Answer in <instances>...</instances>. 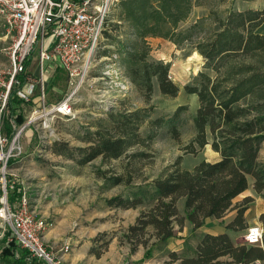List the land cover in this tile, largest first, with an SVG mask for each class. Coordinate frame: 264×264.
I'll return each mask as SVG.
<instances>
[{
    "label": "trees",
    "instance_id": "obj_1",
    "mask_svg": "<svg viewBox=\"0 0 264 264\" xmlns=\"http://www.w3.org/2000/svg\"><path fill=\"white\" fill-rule=\"evenodd\" d=\"M229 0H118L113 6L118 11L122 25H113L117 31L126 28L117 37L110 35L107 28L104 36L117 45L114 55L121 61L124 76L143 94L150 103L154 92V80L161 93L175 98L179 87L170 78L171 65L148 59L149 38H161L172 42L178 49L191 44L194 51L205 60V67L216 72V78L199 73L195 85H188V94L198 96L199 108L194 117L195 138L185 150L196 153L211 145L219 153L215 162L202 161L193 170H184L174 165L162 178L155 180L154 205L142 211L135 224L130 225L124 239L131 245V254L140 246L146 250L145 258L157 242L168 241L176 236V226L183 231L186 222L193 231L202 228L208 219H222L229 212H236L235 218L226 225L229 231H245L248 223L245 213L247 203L234 205L233 201L249 188V178L254 179L258 194L264 191V33L258 29L264 25V9L245 11L227 10L225 18L218 8ZM205 7L208 15L198 18L186 28L195 8ZM107 24V22H106ZM120 33V32H119ZM112 44V45H113ZM31 60L26 62L30 66ZM25 83V76L19 78ZM16 89L10 92L8 116L4 122L6 134L12 139L15 134L11 121L17 126L25 123L22 114L23 102L16 98ZM120 104H123L120 101ZM185 107H179L171 119L150 120V109H111L106 117L97 119L83 137L86 147L77 148L78 159L65 143H54V153L74 159L78 165H86L101 157L116 160L123 156L146 157V153H130L136 147L147 148L155 138L151 131L146 138L140 135V128L147 122L150 128L167 127L174 139H179L178 125ZM131 154V155H129ZM11 164V161L8 162ZM8 164V165H9ZM1 178V175H0ZM121 174L113 178L115 186L132 183ZM23 187H8V202L22 198ZM0 194L2 190L0 187ZM184 200L183 212L178 203ZM145 199L136 195L124 199L115 197L107 200L110 208L138 209ZM263 219V216H262ZM149 229L153 230L150 233ZM115 234L101 233L94 244L104 247L91 252L97 259L107 251ZM11 232L6 229L0 239V260L3 264H39L36 261L15 259L16 245L10 241ZM154 241L150 244V242ZM250 246V245H249ZM172 262L181 264H223L221 258L230 259L225 264H253L264 261L261 246H236L228 233L205 234L193 257L182 258L170 254Z\"/></svg>",
    "mask_w": 264,
    "mask_h": 264
},
{
    "label": "rangeland",
    "instance_id": "obj_2",
    "mask_svg": "<svg viewBox=\"0 0 264 264\" xmlns=\"http://www.w3.org/2000/svg\"><path fill=\"white\" fill-rule=\"evenodd\" d=\"M248 9L263 10L264 0H229L228 4L219 7L218 11L220 16L225 18L227 10L245 11ZM207 15V8H195L188 22L181 25V28H186L193 21ZM114 23L125 26L119 21L115 6H112L107 18V32L114 37L123 34L119 36L123 39L126 28L115 31L111 26ZM257 32L264 33V25ZM113 43L104 36L99 47L92 54L88 76L75 99V119H53V116H50L49 130L39 128L35 130L32 125L18 133L17 155L9 160L11 164L6 165L5 169L0 167V187L3 194V183L1 182L3 174L7 178V186L13 184L15 187L19 184L26 187L33 201V209H36L37 213L39 209L44 219L54 221V226L47 231L50 238H47L46 243L56 249L70 247L66 264H170L168 261H163L165 258L171 259L168 250L158 249L157 243L151 249L149 258H145L146 250L143 246H140L132 255L131 245L125 241L124 235L129 226L135 224L140 213L154 205L153 183L155 180L162 178L176 164H179L181 169L193 170L202 161L215 162L220 159L219 153L217 154L211 145H207L196 153L185 150L195 138L194 117L199 108L198 96L188 94L185 87L195 85L199 73H207L212 78H216L217 74L205 67V60L194 51L193 45L188 44L178 49L168 40L149 38L148 59L170 64V78L180 91L175 98L165 96L161 93L157 81L154 80L152 100L146 103L143 94L124 76L121 61L114 55L117 45ZM11 45L12 40L7 34L5 22L0 18V67L3 69H8ZM56 70L58 69H52V75L48 72L46 76L45 103L48 106L63 100L70 91L66 75ZM36 72L35 59L29 68V73L34 75ZM120 101L123 104H120ZM34 103L21 106L25 123L29 121L34 110L42 107V103L38 100ZM182 106L186 110L180 116L179 139H174L167 127L151 129L149 123L146 122L140 128V135L143 138H146L151 131L155 132V138L147 148L138 146L130 153L143 152L146 153V157L123 156L116 160H104L99 157L81 166L74 159L57 155L53 151L54 143H65L74 157L78 159L79 154L75 149L87 146L83 142V137L87 132L94 131V128L90 126L97 119L106 117L105 113L111 109H150L149 121H153L160 118L171 119ZM7 116L3 118V122ZM263 158L264 150L261 153V159ZM119 174L123 175L125 180L132 177V183L115 186L113 178ZM136 195L143 196L145 199L144 205L138 209L125 210L110 208L107 205L109 199L115 197L127 199ZM246 198L251 199L247 203L248 210L245 213L248 229L255 224H261L264 229V191L261 194L256 192L253 178H249V188L233 203L234 205L245 203ZM178 208L183 212L184 200L178 203ZM235 216L234 211L229 212L221 221L212 218L211 222L207 223L206 229L213 232L226 229L225 224L231 222ZM247 230L240 232L227 230V233L234 245L248 246L245 240ZM149 231L153 233L152 229ZM101 233L115 234L116 237L108 245L107 251L101 258L97 259L91 250L94 247L98 250L104 249L100 244L96 246L93 242V239ZM202 236L203 234L199 232L187 237L180 256L182 258L193 257L194 250ZM174 238H178L177 233ZM153 241L154 239L150 244ZM261 247L264 249V241ZM16 253H18V248ZM15 259H17L16 255ZM220 260L223 264L230 261L226 257ZM0 264H3L1 260ZM253 264H264V261Z\"/></svg>",
    "mask_w": 264,
    "mask_h": 264
},
{
    "label": "built area",
    "instance_id": "obj_3",
    "mask_svg": "<svg viewBox=\"0 0 264 264\" xmlns=\"http://www.w3.org/2000/svg\"><path fill=\"white\" fill-rule=\"evenodd\" d=\"M118 0H0V18L11 37L8 69L0 67V167L5 169L15 157L16 141L26 127L50 129L49 117L73 120L75 99L89 73L90 59L99 47L106 30L108 14ZM34 54L35 57H34ZM36 59L38 72L31 75L26 62ZM52 69L63 71L70 91L64 99L46 105L47 73ZM25 76V83L19 79ZM16 89V98L23 104L42 103L34 110L29 121L17 126L11 121L15 133L11 139L3 133V118L8 113L10 92ZM34 103V104H35ZM3 194L0 198V237L6 229L11 232L18 248L17 259L39 264H66L69 246L51 248L45 241L53 220L44 219L33 209L27 192L23 189L19 201L8 202L7 178L3 174ZM247 245L263 246L264 229L261 224L249 227L245 236Z\"/></svg>",
    "mask_w": 264,
    "mask_h": 264
},
{
    "label": "crops",
    "instance_id": "obj_4",
    "mask_svg": "<svg viewBox=\"0 0 264 264\" xmlns=\"http://www.w3.org/2000/svg\"><path fill=\"white\" fill-rule=\"evenodd\" d=\"M152 39H155V38H152ZM33 62L30 63V66L27 68L28 69V72H29V68L31 67V65L33 64ZM56 71H60V72L64 73L61 70H56ZM37 72H38V64H37ZM37 72H36V74H37ZM50 74L52 75V72L51 71H50ZM4 132L6 133V131H4ZM23 189L27 192V195H28V191H27L26 187H23ZM29 198H30V202L33 204L32 198L30 196H29ZM238 198H240V196H238ZM36 208L38 209V206ZM38 213H39L38 214L39 216H43V218H44V215H40V210L39 209H38ZM223 219H225V217L222 218V219H219V220L221 221ZM208 222H211V219H208L207 222H206V224L202 228H200V229H198L196 231H193V226L189 222H186L183 231H179V227L176 226L175 230H176V233H177L178 238H172V239H170L168 241H164V242H157V244H158L157 245V248L160 249V250H166L167 249L168 252H169V255L172 254V253H176V254L180 255V252L184 250V243L187 241V237H189L192 234H198L200 232V234H203V236H204L205 234L217 235V234H221V233H227V230L226 229L220 230L218 232H213L211 230L206 229V225H207ZM227 224H228V222L225 224V226ZM62 226H63V224H62ZM1 238H3V237H0V239ZM47 238L49 239L50 237L46 234L45 241L48 242V239ZM48 246L51 247V248H54L53 246H50V245H48ZM163 261H168V262H170V264H180L181 263V260H178L176 262H172V259H170V258H167V259L165 258ZM256 262L260 263V261H256Z\"/></svg>",
    "mask_w": 264,
    "mask_h": 264
}]
</instances>
